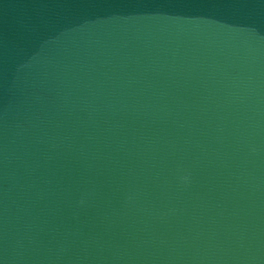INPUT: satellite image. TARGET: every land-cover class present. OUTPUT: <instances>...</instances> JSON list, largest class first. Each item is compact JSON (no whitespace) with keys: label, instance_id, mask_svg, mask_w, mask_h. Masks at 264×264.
Wrapping results in <instances>:
<instances>
[{"label":"water","instance_id":"1","mask_svg":"<svg viewBox=\"0 0 264 264\" xmlns=\"http://www.w3.org/2000/svg\"><path fill=\"white\" fill-rule=\"evenodd\" d=\"M0 264H264V0H0Z\"/></svg>","mask_w":264,"mask_h":264}]
</instances>
